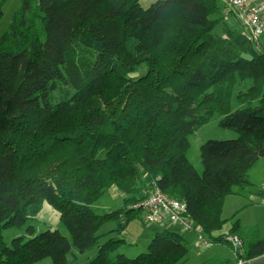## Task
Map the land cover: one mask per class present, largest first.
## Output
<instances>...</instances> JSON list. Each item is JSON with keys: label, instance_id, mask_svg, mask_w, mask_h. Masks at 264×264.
Listing matches in <instances>:
<instances>
[{"label": "trees", "instance_id": "trees-1", "mask_svg": "<svg viewBox=\"0 0 264 264\" xmlns=\"http://www.w3.org/2000/svg\"><path fill=\"white\" fill-rule=\"evenodd\" d=\"M140 1L23 0L0 37V264H69L72 244L98 246L88 264H179L190 250L182 231L155 232L136 258L98 233L141 213L134 206L156 185L212 235L227 223L226 197L251 185L264 158V40L224 0ZM215 115L237 137L206 141L199 173L190 137ZM113 187L123 207L96 213ZM44 202L72 244L58 230L35 234ZM27 225L33 237L8 246L3 231ZM251 232L235 221L215 239L231 249L241 240L222 264L264 255V236Z\"/></svg>", "mask_w": 264, "mask_h": 264}, {"label": "rangeland", "instance_id": "rangeland-1", "mask_svg": "<svg viewBox=\"0 0 264 264\" xmlns=\"http://www.w3.org/2000/svg\"><path fill=\"white\" fill-rule=\"evenodd\" d=\"M23 0H0L3 10V17L0 21V37L4 35L10 27L14 13L21 8ZM157 0H141L142 8L150 7ZM240 27L243 28L242 25ZM45 36V35H44ZM220 116L215 115L212 120L199 131L190 137L189 157L195 169L203 172L201 161V146L208 140H231L237 137L233 131L223 130L219 127ZM264 159V158H263ZM262 161V159L260 160ZM259 161V162H260ZM257 162L250 170L251 185L245 191V195H229L226 197L223 206V219L227 221L224 228L212 235L203 234L205 240L212 242V248H206L199 241V231L191 233H182L185 236V242L189 247V254L185 260L179 264H222L223 259L233 258L232 249L224 244L216 243L215 239L221 235H227L231 225L239 221L241 227L246 231H252L251 236L258 233L260 237L264 236V191L262 173ZM238 196V197H236ZM124 202L119 192L109 190L92 208L98 214H106L112 210L122 208ZM126 225H123V224ZM35 228V234H40L46 230H58L63 236L67 237L72 244V238L60 220L58 211L48 202H44L42 208L35 220L31 222ZM27 226L10 228L3 231V237L8 246H12V240L16 237H25V240L33 236L27 232ZM165 227L181 233L177 226H162L160 224H146L143 220V214L134 213L132 219L127 220L122 216L118 220L107 222L99 231L102 237L99 244L105 243L110 238L123 239L117 248L116 253L125 254L129 258H136L140 254L148 252V245L155 232L162 231ZM114 231L113 233H110ZM98 254V246L85 252H80L72 244L71 253L68 256L69 264H88ZM115 257V254L113 255ZM34 264H54L52 258H45Z\"/></svg>", "mask_w": 264, "mask_h": 264}, {"label": "built area", "instance_id": "built-area-1", "mask_svg": "<svg viewBox=\"0 0 264 264\" xmlns=\"http://www.w3.org/2000/svg\"><path fill=\"white\" fill-rule=\"evenodd\" d=\"M225 4L234 10L243 26V31L254 40H264V0H224ZM264 191V186H263ZM143 214L146 224H161L167 226H177L183 233L195 231V225L188 215L185 203L166 195L156 185L150 191L148 197L134 206ZM199 241L208 249L213 243L205 240L199 231ZM233 257L238 256V248L241 240L231 237ZM243 259H239L236 264H247Z\"/></svg>", "mask_w": 264, "mask_h": 264}, {"label": "crops", "instance_id": "crops-1", "mask_svg": "<svg viewBox=\"0 0 264 264\" xmlns=\"http://www.w3.org/2000/svg\"><path fill=\"white\" fill-rule=\"evenodd\" d=\"M256 1L257 2H260L262 0H256ZM259 168H260L261 173H262V180L261 181L264 183V159H262V161L259 162ZM111 190L118 192L117 189H116V187H113ZM120 197L123 198L122 195H120ZM236 197H238V196H236ZM224 261H225V259H223V262Z\"/></svg>", "mask_w": 264, "mask_h": 264}, {"label": "water", "instance_id": "water-1", "mask_svg": "<svg viewBox=\"0 0 264 264\" xmlns=\"http://www.w3.org/2000/svg\"><path fill=\"white\" fill-rule=\"evenodd\" d=\"M247 264H264V255L251 260Z\"/></svg>", "mask_w": 264, "mask_h": 264}]
</instances>
